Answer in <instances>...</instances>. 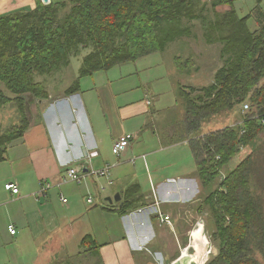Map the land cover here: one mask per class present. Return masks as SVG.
<instances>
[{
  "label": "trees",
  "instance_id": "16d2710c",
  "mask_svg": "<svg viewBox=\"0 0 264 264\" xmlns=\"http://www.w3.org/2000/svg\"><path fill=\"white\" fill-rule=\"evenodd\" d=\"M206 2L68 0L45 4L35 0L30 10L1 15L0 116L1 109L12 104L19 121L4 127L0 119V163L7 160L11 143L29 127L31 105L50 96L49 87L38 76L59 72L71 64L73 56L87 50L78 76L65 91L72 94L80 89L82 77L164 51L170 40L191 35L184 21L200 20L204 40L221 44L222 64L208 84L181 86L184 116L173 124L167 138L188 142L204 186L220 178L219 186L199 208L202 213L208 210L212 240L219 247L206 264H264V139L257 144L264 134V8L258 0L250 13L240 16L232 5L235 0H212L211 17ZM223 4L231 8L219 12ZM250 19L255 28L249 25ZM175 63L181 71L190 72L194 66V60L180 55ZM245 103L250 106L247 111ZM235 107L240 122L202 130L215 115ZM253 145L254 150L223 175L224 167Z\"/></svg>",
  "mask_w": 264,
  "mask_h": 264
},
{
  "label": "crops",
  "instance_id": "0c3cea01",
  "mask_svg": "<svg viewBox=\"0 0 264 264\" xmlns=\"http://www.w3.org/2000/svg\"><path fill=\"white\" fill-rule=\"evenodd\" d=\"M213 11L207 9L211 17ZM100 72L82 77L80 89L69 95L68 87L57 93V85L45 81L49 98L32 109L29 127L0 163V264H171L189 241V221L219 186L220 179L214 189L204 186L195 162L156 160L157 151L189 145L167 138L176 106L156 109L147 93L123 83L124 76L115 83ZM142 130L157 141H137ZM128 134L129 147L115 155L114 143ZM92 151L99 154L90 157ZM108 163L111 184L92 173ZM72 166L85 173L81 182L68 178ZM8 181L19 194L5 188ZM44 184L49 186L42 192ZM117 193L121 200L110 203L107 198ZM160 210L171 216L172 228L160 222Z\"/></svg>",
  "mask_w": 264,
  "mask_h": 264
},
{
  "label": "rangeland",
  "instance_id": "374dc122",
  "mask_svg": "<svg viewBox=\"0 0 264 264\" xmlns=\"http://www.w3.org/2000/svg\"><path fill=\"white\" fill-rule=\"evenodd\" d=\"M211 1L212 0H207L206 2L207 9L209 10L213 9L211 6ZM257 1L258 0H235L232 5L240 16H245L253 10V7ZM208 5L210 8H208ZM261 5L264 8V0H261ZM34 6L35 0H0V16L15 13L17 11L30 10L34 8ZM228 6L231 8L230 5L223 4L218 6L217 9L220 10V12H223L229 9ZM68 11L69 10L66 9L65 12ZM184 22L187 23L191 28L190 36L183 35L170 40L164 51L154 52L136 61L126 62L110 69L109 71L100 72V75L104 76L103 80H112L115 83H118V79L124 76L125 80L123 83H125V85H131V87L135 89L136 93H141L144 95L147 93L149 99H151L154 103L153 107L156 109L164 110V108L171 106L173 108L176 106L175 111L177 114L172 113L170 118V123L172 124L180 122L185 112L183 101H181L180 98L181 86L189 89L190 85L202 86L211 82L214 77L215 70L222 64L220 57L221 44L218 42L211 44L204 40V31L201 21L198 20L195 22ZM249 25L252 28H255L254 20L250 19ZM86 52L87 50L83 51L79 56H73L71 64L68 67L63 68L56 73L38 76V80H44L51 86L57 85V93L64 91L78 76L81 65V57ZM177 55H180L183 59L194 60V66L189 67L190 72H188L189 70L181 71L177 68L175 63V57ZM36 106L37 105L33 103L31 108L33 109ZM0 119L4 127H7L13 123H17L19 121V115L16 107L12 104L4 106L1 109ZM239 119V108L235 107L228 112L215 115L211 121H208L203 125L202 130L204 132L215 130L228 124H235L236 122L238 123L240 121ZM148 137L155 139V141L158 139L156 135L142 130V134L138 136L137 141L141 140L142 138H146L145 140L148 143ZM263 139L264 134L258 139L257 144ZM254 145L256 146V143ZM254 145L250 146L249 148H245L242 152L238 153L224 167L222 171L223 175H226L230 170L235 168L245 155L252 152L254 150ZM168 149L155 152L156 160L161 161L164 164L173 162L174 165L180 162L186 165L189 164L190 161L191 163L195 162L189 145L181 144L179 146H174V148ZM141 161L145 162L143 158H141ZM172 168H169L168 171ZM219 179L220 178L212 181L206 187L208 189H214L219 182ZM146 187L147 181L145 180L143 188ZM100 202H102V200H100L98 204H100ZM199 217L203 218L205 223L204 230L209 235V239L213 243L214 241L212 240L213 238L211 229L212 226L210 225L211 219L207 211L196 215L192 225V221H189V227L191 226L190 228L193 229L195 226L194 224ZM214 243L218 244L216 240ZM31 263H33L32 260L29 261V264Z\"/></svg>",
  "mask_w": 264,
  "mask_h": 264
},
{
  "label": "built area",
  "instance_id": "2783aa9c",
  "mask_svg": "<svg viewBox=\"0 0 264 264\" xmlns=\"http://www.w3.org/2000/svg\"><path fill=\"white\" fill-rule=\"evenodd\" d=\"M250 108L249 103H245L243 106L244 111H247ZM132 136L126 135L124 138H121L117 140L113 145V153L117 156L121 155L126 149L129 147L130 140ZM98 154V151H93L89 155L95 156ZM145 157V156H144ZM112 166L110 164L104 165L103 168L93 171L92 173L96 175H101L106 177L109 180V183H112V180H110V170ZM68 178L73 181L81 182L83 177L85 176V173H83L82 169L77 166H72L67 170ZM175 180V179H172ZM49 184H44L42 186V192H44L48 188ZM5 188L9 191H11L14 194H19L20 189L18 185L13 181H8L5 183ZM62 201L67 202L66 197H62ZM87 202L89 204L94 203V198L92 195H89L87 197ZM160 202L157 200L155 204H159ZM160 222L165 225H169L171 228L173 227L172 218L169 214L161 212V210L158 212ZM193 227L189 231V241L187 245H185L180 253V256L171 262V264H175L178 262H185V264H206L207 261H209L212 257L216 256L219 253V248L216 247L214 242L209 239V235L204 230V220L202 217H199ZM9 230L12 234L16 233V228L13 224L9 226ZM195 231L198 232V238H195ZM201 245V248L199 250V246ZM182 258H184L183 261H180Z\"/></svg>",
  "mask_w": 264,
  "mask_h": 264
},
{
  "label": "water",
  "instance_id": "95a60500",
  "mask_svg": "<svg viewBox=\"0 0 264 264\" xmlns=\"http://www.w3.org/2000/svg\"><path fill=\"white\" fill-rule=\"evenodd\" d=\"M43 3L45 4H48L50 3V0H42ZM107 200L110 202V203H113L114 201H120L121 200V194L120 193H117L114 197L110 196L107 198Z\"/></svg>",
  "mask_w": 264,
  "mask_h": 264
},
{
  "label": "bare ground",
  "instance_id": "6f19581e",
  "mask_svg": "<svg viewBox=\"0 0 264 264\" xmlns=\"http://www.w3.org/2000/svg\"><path fill=\"white\" fill-rule=\"evenodd\" d=\"M130 135V134H129ZM132 136V135H131ZM124 138V137H123ZM93 152V151H92ZM91 154V153H90ZM99 154V153H98ZM97 154V155H98ZM97 155H95V156H97ZM91 157H93V156H91ZM115 202V201H114ZM113 202V203H114ZM194 235H195V238H198V232L197 231H195V233H194ZM200 248H201V245L199 246V250H200ZM184 260V258H182L180 261H183Z\"/></svg>",
  "mask_w": 264,
  "mask_h": 264
}]
</instances>
